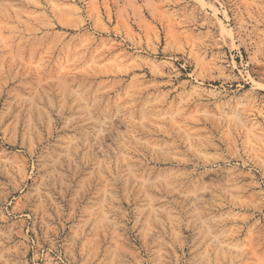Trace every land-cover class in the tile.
<instances>
[{"label": "rangeland", "instance_id": "rangeland-1", "mask_svg": "<svg viewBox=\"0 0 264 264\" xmlns=\"http://www.w3.org/2000/svg\"><path fill=\"white\" fill-rule=\"evenodd\" d=\"M0 264H264V0H0Z\"/></svg>", "mask_w": 264, "mask_h": 264}]
</instances>
